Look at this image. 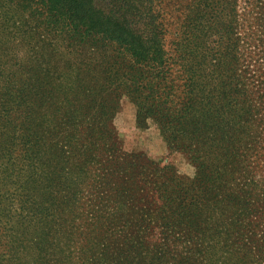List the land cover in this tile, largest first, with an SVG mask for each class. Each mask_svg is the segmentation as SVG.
<instances>
[{
	"label": "trees",
	"instance_id": "trees-1",
	"mask_svg": "<svg viewBox=\"0 0 264 264\" xmlns=\"http://www.w3.org/2000/svg\"><path fill=\"white\" fill-rule=\"evenodd\" d=\"M100 1L0 0V150L26 191L10 249L25 264H264L263 119L235 62L241 43L264 62V6L252 18L240 0ZM123 96L194 178L115 147Z\"/></svg>",
	"mask_w": 264,
	"mask_h": 264
},
{
	"label": "rangeland",
	"instance_id": "rangeland-1",
	"mask_svg": "<svg viewBox=\"0 0 264 264\" xmlns=\"http://www.w3.org/2000/svg\"><path fill=\"white\" fill-rule=\"evenodd\" d=\"M107 1L109 0H101L100 3H106ZM208 2V5L204 8V14L207 18L205 24L209 32L207 37L211 43L210 49L213 50L215 48L214 42L219 40L214 33L221 28V25L214 27L210 24V20L213 22L214 8L217 9V7L213 4V1ZM262 6H264V0H240L241 12L245 10L244 12L252 18L261 15ZM169 12L176 11L171 6L169 7ZM253 29H255V20L251 30ZM220 31L223 33L222 29ZM241 44L243 45L244 55L242 59L238 58L235 61L236 69L239 74L243 75L242 83L243 88L248 92V104L255 107L253 108L255 116H260L263 119L257 128L258 132L256 134L252 133L253 140H251V143L253 147H257V145L258 147H264V64H261L264 62H262L260 55L253 53V51L257 50L256 46H252L249 49L250 47H247L245 43ZM260 65L262 66L261 68H259ZM209 66L211 67V64ZM257 107L260 108V115L256 113L258 112ZM23 118L21 112L14 111L11 113L13 121L11 124L18 125ZM8 120L10 119H7V122ZM112 125L116 130L115 147L119 151L144 153L161 166L174 165L178 174L184 178L192 179L195 177L197 173L196 165L189 161L183 152L172 150L169 147L160 129L153 121H150V125L147 128L138 125L137 107L127 96L121 98L120 107L113 119ZM255 138L258 141L256 144L253 142ZM21 148V145L16 146L17 153ZM256 164L264 168V155H262ZM20 173V166L13 159H10L6 151L0 150V264L27 263L26 260H22L19 263L20 255L17 257V254H14L13 249H10L9 246L11 230L14 227L18 229L21 222L22 204L20 200L22 195L26 193L22 188L23 186H21ZM236 177V184L242 186L246 182L243 176L237 174ZM256 179H259V177L257 176ZM258 197L261 199L260 204L264 205L263 185H261L258 191ZM220 199H223V196ZM250 220H256V218L251 216ZM257 233L259 235L264 233V224L257 226ZM28 253H30L29 249Z\"/></svg>",
	"mask_w": 264,
	"mask_h": 264
}]
</instances>
